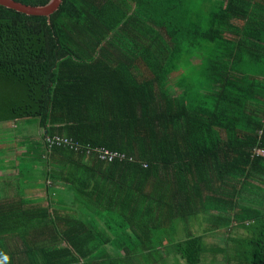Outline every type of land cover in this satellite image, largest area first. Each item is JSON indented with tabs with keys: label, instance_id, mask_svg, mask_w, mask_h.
Here are the masks:
<instances>
[{
	"label": "trees",
	"instance_id": "obj_1",
	"mask_svg": "<svg viewBox=\"0 0 264 264\" xmlns=\"http://www.w3.org/2000/svg\"><path fill=\"white\" fill-rule=\"evenodd\" d=\"M14 156L0 180L48 202L0 199V264H162L165 245L264 264V0L0 4V170Z\"/></svg>",
	"mask_w": 264,
	"mask_h": 264
},
{
	"label": "crops",
	"instance_id": "obj_2",
	"mask_svg": "<svg viewBox=\"0 0 264 264\" xmlns=\"http://www.w3.org/2000/svg\"><path fill=\"white\" fill-rule=\"evenodd\" d=\"M170 87H173L174 88L173 90L175 92L179 90V88L177 87V82L175 80L170 82ZM19 120H22L21 123H16V122L15 123L17 126H20L21 130L23 131L21 134L32 135L31 133L38 134V132L40 133L42 131V129L39 126L38 120L30 121L29 118L19 119ZM16 150L24 151V146L23 145L17 146ZM15 164H16V157L14 156V159H10L7 162L6 167L8 168H4L0 170V175L12 174L14 172H17V169H15L14 167ZM45 188H46L45 183H43L41 180L26 185L25 188H23L22 190H20L19 187L16 186V183H11V181L9 180H6V182L0 180V199L9 198L11 200L13 199L14 201H16L22 198L32 203L46 204L48 200H47V195L45 193ZM178 226L182 227L183 223L180 222ZM190 226H193L194 228H190ZM189 230L192 233L200 232V229L198 228L197 225L189 224ZM165 247L166 245L163 247H158L160 253L159 255L163 259L162 264H174L175 262H178V264H185L184 260L181 257L171 253L170 251H166Z\"/></svg>",
	"mask_w": 264,
	"mask_h": 264
},
{
	"label": "water",
	"instance_id": "obj_3",
	"mask_svg": "<svg viewBox=\"0 0 264 264\" xmlns=\"http://www.w3.org/2000/svg\"><path fill=\"white\" fill-rule=\"evenodd\" d=\"M61 0H49L44 5H27L15 0H0V4L3 6H7L9 8H13L18 12H22L26 15H44L49 17L52 12H54Z\"/></svg>",
	"mask_w": 264,
	"mask_h": 264
},
{
	"label": "built area",
	"instance_id": "obj_4",
	"mask_svg": "<svg viewBox=\"0 0 264 264\" xmlns=\"http://www.w3.org/2000/svg\"><path fill=\"white\" fill-rule=\"evenodd\" d=\"M46 141L48 143V146L52 144H57V145L63 144V145L73 146L70 139L59 136H47ZM256 152L263 153V150H257ZM106 156H108L109 160L113 158V155L108 150H104L103 153L101 154V157L104 158Z\"/></svg>",
	"mask_w": 264,
	"mask_h": 264
},
{
	"label": "rangeland",
	"instance_id": "obj_5",
	"mask_svg": "<svg viewBox=\"0 0 264 264\" xmlns=\"http://www.w3.org/2000/svg\"><path fill=\"white\" fill-rule=\"evenodd\" d=\"M9 136V135H7ZM190 228H194L193 226H190ZM194 230V229H193ZM238 232H241L242 230L241 229H238L237 230ZM233 236V235H232ZM209 241H212L214 243H217L219 246H223L225 245V237H224V234L222 232L220 233H217L215 238H212V239H209ZM218 261H220V259L218 258ZM187 264V263H186ZM222 264V263H221ZM225 264V263H223Z\"/></svg>",
	"mask_w": 264,
	"mask_h": 264
}]
</instances>
